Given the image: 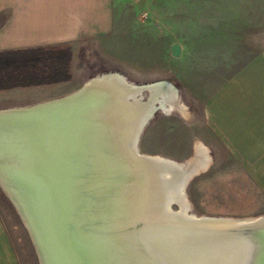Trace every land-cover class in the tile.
Listing matches in <instances>:
<instances>
[{
  "label": "bare ground",
  "instance_id": "6f19581e",
  "mask_svg": "<svg viewBox=\"0 0 264 264\" xmlns=\"http://www.w3.org/2000/svg\"><path fill=\"white\" fill-rule=\"evenodd\" d=\"M143 86L150 89L147 102L140 97ZM85 88V94L91 96L80 101L89 99L91 103L97 97L100 104L86 111L88 124L79 123L77 117L87 102L2 119V124L24 126L20 135H9L6 142L13 146L10 161L26 166L13 172V176L0 173V180L28 225L41 264H58L65 261V254L71 261L79 257L86 264H250L251 257L252 264L263 261L264 233L256 238L258 248L241 230L234 233L230 229L251 221L187 215L183 189L198 170L195 162L191 165L141 154L129 142L155 109L176 105L174 85L160 81L137 86L113 73L89 81ZM104 90L116 97L102 95ZM99 116L110 128L108 162L116 172L95 169L84 178L86 169L81 161L94 137L89 131L98 125L97 120H102ZM76 126L83 128L77 137ZM128 133L131 137L127 139ZM129 144L150 163L134 166ZM32 165H46L36 175L40 180L36 187L25 185L26 176L36 172ZM65 185L79 187L71 199L63 194ZM20 193L30 201L31 211ZM174 202L179 212L171 210ZM69 211L73 230L66 220ZM46 236L47 246L43 242Z\"/></svg>",
  "mask_w": 264,
  "mask_h": 264
},
{
  "label": "rangeland",
  "instance_id": "374dc122",
  "mask_svg": "<svg viewBox=\"0 0 264 264\" xmlns=\"http://www.w3.org/2000/svg\"><path fill=\"white\" fill-rule=\"evenodd\" d=\"M123 8L117 10L111 34L79 58L75 75H70L67 55L58 58L53 50H39L35 61L23 65L16 62L13 67L11 62L0 72V110L67 95L105 74L123 75L137 86L169 81L179 90L177 103L157 110L141 130L140 153L193 164L197 145L205 144L208 161L196 156L195 166L205 162L183 189L187 215L235 222L263 215L264 192L252 186L213 138L203 120V100L206 88L218 85L219 75L233 74L264 48V0H126ZM4 19L0 17V23ZM174 43L182 47L179 57L172 54ZM66 74L65 81H49ZM148 97L146 90L142 101ZM170 208L180 210L176 202ZM0 213L21 264H41L26 226L1 187Z\"/></svg>",
  "mask_w": 264,
  "mask_h": 264
},
{
  "label": "crops",
  "instance_id": "0c3cea01",
  "mask_svg": "<svg viewBox=\"0 0 264 264\" xmlns=\"http://www.w3.org/2000/svg\"><path fill=\"white\" fill-rule=\"evenodd\" d=\"M124 2L126 0H0V17H5L0 23V52H11L13 63L23 65L21 55L24 57L37 50H53L58 55L62 47L70 46L69 72L75 75L79 58L91 52L115 29L117 10L125 9ZM219 76L218 85L204 91L203 120L252 186L264 192V48L233 74ZM175 89L179 97V90ZM197 155H204L208 161L205 144L197 145V154L190 162H195ZM205 160L196 165L198 170ZM0 264H21L1 213Z\"/></svg>",
  "mask_w": 264,
  "mask_h": 264
},
{
  "label": "water",
  "instance_id": "95a60500",
  "mask_svg": "<svg viewBox=\"0 0 264 264\" xmlns=\"http://www.w3.org/2000/svg\"><path fill=\"white\" fill-rule=\"evenodd\" d=\"M171 51H172L173 55L180 56L181 45L179 43H174L171 46ZM85 89H86L85 86H82L78 90H75V91H73L67 95H64V96H61L58 98L50 99V100H47V101H44L41 103H37V104L31 105V106L17 108L14 110L0 111V142L3 145V148L0 150V173H2V174L5 173L8 176H13V174H12L13 172H16L19 168L23 169V167L26 166L25 163H23V162L21 164L20 163L15 164V163L10 161L9 154L12 153L13 149L11 147H13V146H11L8 142H6L7 136H9V135H16L17 136V135H20L22 133V131L24 130L23 124L22 123H19V124H14V123L13 124H2L3 123L2 119L23 117V116H27L30 114H35V113L41 112L43 110H46V108L59 107V106L67 105V104L74 103V102H87V104H85V106L82 109L78 110V112H77V117H78L79 123H87L88 118H87L86 111L89 108L97 107L100 104H98L99 99L97 97H94L96 99H95V101H93L91 103H89V99L84 100V101H80L83 98H87V97L91 96V95L85 94V92L87 91ZM145 90L149 91V94H150L149 87L143 86L141 88V91H140V93H141L140 97H143V92ZM101 92H104V93H101L102 95L108 94L111 98L116 97V95L114 93L110 92V90H104ZM131 97H132L131 95L128 96V98H131ZM104 107H106V106H102L101 108L106 109ZM159 108L155 109L152 112V114L146 118V120L143 122V124L138 128V130H136L135 134H133L134 136L131 137L129 135V133L127 134V139L129 137H131V140L129 142L131 143V145L134 144V148L136 151H139V148L137 146V140H138V136H139L141 130L143 129V127L146 124V122L148 121V119ZM103 120H105V119L103 118L100 121L97 120L98 125L93 127L89 131V135H91L90 137H93V136L94 137L92 140H89V142H88V148L86 150L87 152L85 151L86 152V154H85L86 155V158H85L86 161L85 160L81 161V164H83L84 168L86 169L85 173H84V178H87L89 176V173L93 172L95 169H102L103 171L114 170L116 172V170L109 165L110 162H108V160L110 158V154H108V149H109L108 148V136L110 134V128L108 127V125H106V123H104ZM82 129H83L82 126H80L78 129H77V126L75 127L74 133H75L76 137L81 133ZM113 133H114V130L111 131V136L113 135ZM131 145H130L129 151L132 154V160H133L132 163L135 164L134 166H136V164H139L140 166H142L143 164L150 163V161L146 157H144L143 155H139V154L135 153V151L131 150ZM76 158H74V159H76ZM139 161H141V163H139ZM32 166H33V168H36L35 169L36 172L32 175L26 176L27 182L25 185L26 186H32L33 185L36 187L40 183V180L36 178V175L39 173V170L41 168H44L46 165H44V166L32 165ZM27 168H30V167H27ZM144 168L146 170L147 167H143V169ZM51 176H52V174H51ZM72 179H73V175L71 174L70 183L74 182V181H72ZM0 187L3 189L5 194L8 196V198L11 200V202L15 206L19 216L21 217L24 225L26 226V228L29 232L28 225L24 222L23 216H22L21 212L19 211L17 204L14 202L11 194L8 192L9 190L4 186V184L1 180H0ZM76 188H79L78 185H76L75 188H73V189L71 186L69 188L67 185H65L63 187V194L65 195V197L69 196L71 199L73 196L72 192L73 193L76 192ZM14 190H16V189H14ZM29 190H31V189H29ZM22 196L25 197L27 205L29 206L28 211H31L32 208L30 207V205H31L29 203L30 201H28V198L26 196H24V195H22ZM101 202H102V200H101ZM37 209H38V212L40 213L39 208H37ZM66 220L68 221V224H69L68 227L70 228V230H73L72 221H71V211H69V213L66 217ZM230 229L234 233L236 231L241 230V233L246 234L248 236V238L250 239L252 244H256L258 246V248H260L259 241L256 238L258 235L264 233V214L258 216L254 221L244 223L243 225H239V227H233ZM73 232L75 234V231H73ZM29 234H30V232H29ZM75 235H77V234H75ZM30 236H31V234H30ZM46 240H48L47 236L45 239L43 238V242H44L45 246L48 245ZM33 243H34V241H33ZM34 247L36 248L35 250H37L35 243H34ZM258 252L259 251H257V253ZM64 259H65V261L64 260H62L61 262L57 261V263L58 264H84L85 263L84 259H80L79 257L72 258V261H71V258L67 257L66 254H65ZM252 259H253V257H251L250 264H252ZM260 264H264V259Z\"/></svg>",
  "mask_w": 264,
  "mask_h": 264
},
{
  "label": "trees",
  "instance_id": "16d2710c",
  "mask_svg": "<svg viewBox=\"0 0 264 264\" xmlns=\"http://www.w3.org/2000/svg\"><path fill=\"white\" fill-rule=\"evenodd\" d=\"M62 48H61V51H62ZM64 48L66 49V51H64V53L60 52L58 55V58H61L65 55H67V64H68V62L70 61V58H71V48H70V46H66ZM38 51L39 50L32 51V53L30 52V54H26L24 57H21L23 64H26L29 61H35L36 59L34 60V58L36 56H34V55H36ZM8 56L10 58H8ZM53 57H52V59H53ZM54 59H57V57ZM11 62H14L12 55H11V52H7V51L0 52V72H2L8 65H11ZM12 66L15 67L16 65H14V63H13ZM66 72H67V68H66ZM68 78H69V74H66L63 77H55L54 79H51L49 81H61V80H66ZM3 87H6V86H3Z\"/></svg>",
  "mask_w": 264,
  "mask_h": 264
}]
</instances>
